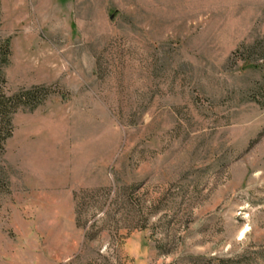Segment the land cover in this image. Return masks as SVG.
<instances>
[{"label": "rangeland", "instance_id": "obj_1", "mask_svg": "<svg viewBox=\"0 0 264 264\" xmlns=\"http://www.w3.org/2000/svg\"><path fill=\"white\" fill-rule=\"evenodd\" d=\"M0 264H264V0H0ZM262 65V68L259 66Z\"/></svg>", "mask_w": 264, "mask_h": 264}, {"label": "trees", "instance_id": "obj_2", "mask_svg": "<svg viewBox=\"0 0 264 264\" xmlns=\"http://www.w3.org/2000/svg\"><path fill=\"white\" fill-rule=\"evenodd\" d=\"M10 58L11 40H0V155L4 153L5 144L13 134L14 115L21 109L36 110L49 96L45 87L23 89L13 95H8L5 69L10 64ZM259 68H262V65ZM254 96L257 102L264 106V83L259 86Z\"/></svg>", "mask_w": 264, "mask_h": 264}]
</instances>
